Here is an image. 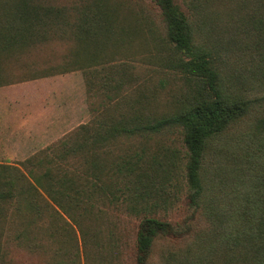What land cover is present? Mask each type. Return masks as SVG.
I'll list each match as a JSON object with an SVG mask.
<instances>
[{"label": "rangeland", "instance_id": "1", "mask_svg": "<svg viewBox=\"0 0 264 264\" xmlns=\"http://www.w3.org/2000/svg\"><path fill=\"white\" fill-rule=\"evenodd\" d=\"M52 1L68 9L75 8L73 0ZM177 2L199 37L211 45L217 42L222 48L230 43L238 63L248 60L246 56L241 58L250 44L246 18L251 0ZM109 3L115 25L142 27L133 43L134 52L141 53L145 49L143 43L150 48L165 39L163 17L152 0H109ZM152 33L157 40L150 37ZM68 46L69 41L51 42L23 59L24 65L35 62L39 72L32 68H8V63L1 62L0 96L12 107L9 121L17 129L21 124L26 127L23 133L12 131L14 134L0 141V154L6 155L0 156V164L24 170L21 165L36 158L35 162L41 161L47 172L50 167L44 155L57 154L60 143L81 125L96 122L99 115L112 117L113 124L123 133L117 152L133 158L134 165H137L135 158H140V191L145 198L142 204L146 213L175 228L191 226L185 236L160 239L153 260L158 264H232L234 256L235 260L240 258L235 243L240 219L232 201L231 180L212 156L205 166L209 202L199 210L192 203L185 132L168 120L180 99L183 87L180 76L165 75L158 68L139 62L141 57L135 55L118 56L114 63L94 67L90 72L76 70L32 78L35 73L43 74L45 69L59 66ZM237 68L244 71L240 65ZM257 92L264 96V89ZM249 130L248 125L235 133L243 136ZM64 153L67 161H73V167L81 169L77 160H72L71 148L66 147ZM64 165L60 160V172L66 171ZM79 174L80 179L83 175ZM40 192L48 208L37 219L21 218L16 207L24 201L18 195L15 198V208L10 213L12 221L5 233L9 244L6 250H1L0 264H135L137 215L129 214L120 203L104 195L93 202L64 200L61 197L64 188L58 181L54 198L63 206L71 202L73 209L63 210L58 201L52 200V191L42 188ZM28 219L37 221L33 224ZM26 227L28 232L16 242L14 238Z\"/></svg>", "mask_w": 264, "mask_h": 264}, {"label": "trees", "instance_id": "2", "mask_svg": "<svg viewBox=\"0 0 264 264\" xmlns=\"http://www.w3.org/2000/svg\"><path fill=\"white\" fill-rule=\"evenodd\" d=\"M73 1L75 8L68 9L52 0H0V64L39 72L35 62L24 65L23 59L51 42L69 41L62 63L32 78L76 70L90 72L114 63L118 56L135 55L141 57L139 62L165 75H179L183 87L175 113L168 120L185 132L192 203L199 210L209 202L205 166L212 156L229 175L232 201L240 219L239 235L235 237L240 258L235 260L234 256L232 264H264V96L257 92L264 89V0H251L246 18L250 44L241 58L246 56L245 63H238L230 43L222 48L199 37L177 0H152L163 17L165 39L150 48L143 43L141 53L133 51V43L142 27L115 25L109 0ZM248 125L247 134L235 133ZM122 136L112 117L99 115L96 122L81 125L61 142L57 154L43 156L50 167L47 172L36 158L21 165L24 170L0 164V261L1 250L8 248L5 233L17 195L24 201L16 207L20 217L37 219L48 208L40 189L52 191L54 198L57 181L64 188V200L93 202L104 195L120 203L129 214L137 215L135 264H158L153 260L156 243L191 231L190 225L175 228L146 213L140 191V158H135L134 165L133 158L131 161L117 152ZM66 147L74 151L72 160H77L81 169L67 161ZM60 160L68 170L59 171ZM79 173L83 175L80 179ZM58 204L65 211L74 208L71 202ZM30 220L33 224L37 221H26ZM25 232L27 227L14 240L20 241Z\"/></svg>", "mask_w": 264, "mask_h": 264}, {"label": "crops", "instance_id": "3", "mask_svg": "<svg viewBox=\"0 0 264 264\" xmlns=\"http://www.w3.org/2000/svg\"><path fill=\"white\" fill-rule=\"evenodd\" d=\"M6 98L0 96V141H3L4 137H6L9 134H14L15 130L24 132V127H26V124H21L19 126V129L15 128L11 122L9 121L11 117V113L9 111L12 110V107L10 106V103H7ZM5 150V148H4ZM1 157L6 156L5 154H0Z\"/></svg>", "mask_w": 264, "mask_h": 264}]
</instances>
